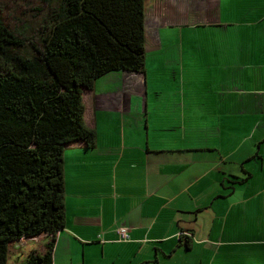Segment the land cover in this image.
I'll use <instances>...</instances> for the list:
<instances>
[{"label": "crops", "instance_id": "0c3cea01", "mask_svg": "<svg viewBox=\"0 0 264 264\" xmlns=\"http://www.w3.org/2000/svg\"><path fill=\"white\" fill-rule=\"evenodd\" d=\"M172 1L145 9L144 71L83 90L53 264H264V0Z\"/></svg>", "mask_w": 264, "mask_h": 264}, {"label": "trees", "instance_id": "16d2710c", "mask_svg": "<svg viewBox=\"0 0 264 264\" xmlns=\"http://www.w3.org/2000/svg\"><path fill=\"white\" fill-rule=\"evenodd\" d=\"M20 1L12 22L0 6V264H53L64 149L96 141L83 90L113 70L144 71L149 0Z\"/></svg>", "mask_w": 264, "mask_h": 264}, {"label": "rangeland", "instance_id": "374dc122", "mask_svg": "<svg viewBox=\"0 0 264 264\" xmlns=\"http://www.w3.org/2000/svg\"><path fill=\"white\" fill-rule=\"evenodd\" d=\"M20 3H21L20 0H0L1 9L5 13L4 15L7 17V20L12 22V21L18 19V18H15V16L16 15H20V12L16 11L15 8H16L17 4H20ZM149 3H151V5H152V10H153L154 13H156V11L159 12L160 11V7H162L164 4H165L166 7L168 5L169 6H174L175 5V3H173L172 0H150V2L146 3V14L150 10L149 9ZM13 13H15V15ZM165 16L166 17L168 16V19L170 18L169 15H165ZM17 23H20V21H18ZM249 135H250V133H248V131L245 130V135L244 136H249Z\"/></svg>", "mask_w": 264, "mask_h": 264}, {"label": "built area", "instance_id": "2783aa9c", "mask_svg": "<svg viewBox=\"0 0 264 264\" xmlns=\"http://www.w3.org/2000/svg\"><path fill=\"white\" fill-rule=\"evenodd\" d=\"M117 232L120 236V239H124V240L128 239L129 234H128V229L126 227L122 226L118 228Z\"/></svg>", "mask_w": 264, "mask_h": 264}]
</instances>
